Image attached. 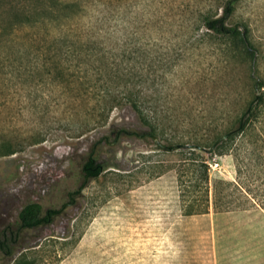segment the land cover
<instances>
[{
  "label": "rangeland",
  "instance_id": "obj_1",
  "mask_svg": "<svg viewBox=\"0 0 264 264\" xmlns=\"http://www.w3.org/2000/svg\"><path fill=\"white\" fill-rule=\"evenodd\" d=\"M62 1L71 17L58 24L70 35L58 52L76 65L106 49L122 67L145 53V108L122 104L104 127L79 133L89 115L73 109L64 83L48 72V43L37 28L1 39L0 144L14 142L17 151L0 154V235L17 227L28 206L44 214L67 205L51 224L24 232L11 255L0 251V264H264V146L247 154L239 135L212 152L158 146L211 138L253 97L244 66L228 76L226 41L203 23L205 15H221L227 0H53ZM90 22L109 38L92 50L77 41ZM231 22L249 29L264 76V0H239ZM120 127L152 129L157 138L97 146L104 171L71 201L95 141ZM202 163L211 182H231L228 196L218 209L211 203L207 213L186 215V204L204 192Z\"/></svg>",
  "mask_w": 264,
  "mask_h": 264
},
{
  "label": "trees",
  "instance_id": "obj_2",
  "mask_svg": "<svg viewBox=\"0 0 264 264\" xmlns=\"http://www.w3.org/2000/svg\"><path fill=\"white\" fill-rule=\"evenodd\" d=\"M238 1L227 0L221 15H205L203 23L208 32L214 33L226 41V70L228 76H233L232 73L235 71L237 64L244 66L246 69L248 78L253 82L251 84V88L254 89L252 99L234 123L226 126L220 132H217L219 131L217 127L214 129L216 132L211 138L194 142L183 140L163 144L158 142L161 149L173 151L187 147L209 149L208 151L212 152V148L217 149L220 146L228 145L239 135L241 144L247 154H262L260 149L264 146V76L259 71L260 50L253 42L247 27H241L231 22ZM58 3L60 4L56 5L51 0L48 4L43 2L38 4L37 2L35 5H28L21 0L18 5H15L12 1L0 0V41L8 38L18 28L22 29L24 26L37 28V34L43 36V40L48 43L47 59H51L48 72L55 76V79H59L60 83H64V86L68 89L69 100L74 104L73 109L78 106L80 110L89 115L88 118L91 122L82 125L83 130L79 133H83L89 127L93 129L104 127L111 112L122 104H130L137 109L140 107L145 108V98L147 96L145 90V53H143L144 55H137L134 59H139L138 61L136 60L132 64L127 63L124 67L117 63L115 57L106 49L101 53H98V51L88 52L89 59L79 61L76 65L67 63L69 59L64 58V54L58 52L57 49L59 46L62 48L69 46L66 41L70 34L68 29L62 28L58 22L71 17L69 15L71 5L63 1ZM6 13H10L11 16L3 25V17ZM77 37V41L80 42L81 46H88V50L94 45L104 43V41L106 43V40L109 39L100 27L91 22L87 31ZM71 51L70 48L69 52ZM89 105L93 106L88 107ZM73 136L75 135H70V137ZM110 137H112V141L109 140ZM123 137H152L156 139L157 135L152 129L141 130L120 127L112 129L109 134L99 136L83 165L82 184L70 194L71 201L76 199L90 179L98 177L104 171L102 163L93 155L96 154L97 146L115 142ZM42 141L43 138L38 137L32 140L31 143ZM16 151L17 145L14 142L4 141L0 144V154L2 155L14 154ZM201 165L205 167V170L199 174L198 178L204 183V192L193 198L189 204H186V215L207 213L211 203L218 209V202L228 196L223 193V190H225L224 185L229 187L231 182L223 180L211 182L208 167L205 163ZM184 175L186 174L183 171L181 177H184ZM234 186L243 194L249 193L245 186L238 181ZM250 203L252 206L259 205L256 204L254 198ZM66 205L67 203L60 209H48L44 214L40 213V209L36 205L26 207L20 214L16 228L7 226L3 229L0 235V251L6 255H11L14 248L20 245L24 232L51 224L62 213Z\"/></svg>",
  "mask_w": 264,
  "mask_h": 264
},
{
  "label": "built area",
  "instance_id": "obj_3",
  "mask_svg": "<svg viewBox=\"0 0 264 264\" xmlns=\"http://www.w3.org/2000/svg\"><path fill=\"white\" fill-rule=\"evenodd\" d=\"M218 165V163L212 164L211 166L213 167V169H215V167Z\"/></svg>",
  "mask_w": 264,
  "mask_h": 264
}]
</instances>
